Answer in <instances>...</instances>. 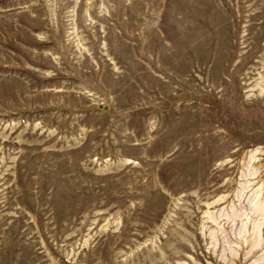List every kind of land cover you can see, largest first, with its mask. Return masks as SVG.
I'll use <instances>...</instances> for the list:
<instances>
[{
  "label": "rangeland",
  "instance_id": "rangeland-1",
  "mask_svg": "<svg viewBox=\"0 0 264 264\" xmlns=\"http://www.w3.org/2000/svg\"><path fill=\"white\" fill-rule=\"evenodd\" d=\"M0 264H264V0H0Z\"/></svg>",
  "mask_w": 264,
  "mask_h": 264
}]
</instances>
